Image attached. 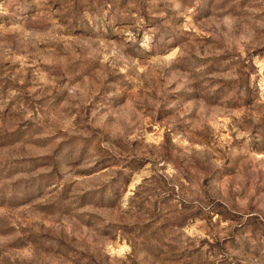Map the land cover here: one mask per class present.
Segmentation results:
<instances>
[{"label":"rangeland","instance_id":"374dc122","mask_svg":"<svg viewBox=\"0 0 264 264\" xmlns=\"http://www.w3.org/2000/svg\"><path fill=\"white\" fill-rule=\"evenodd\" d=\"M0 264H264V0H0Z\"/></svg>","mask_w":264,"mask_h":264}]
</instances>
